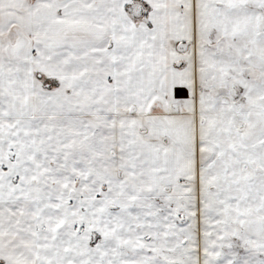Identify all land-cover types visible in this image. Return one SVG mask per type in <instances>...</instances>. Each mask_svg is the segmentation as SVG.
<instances>
[{
	"label": "snow or ice",
	"instance_id": "1",
	"mask_svg": "<svg viewBox=\"0 0 264 264\" xmlns=\"http://www.w3.org/2000/svg\"><path fill=\"white\" fill-rule=\"evenodd\" d=\"M0 264H264V0H0Z\"/></svg>",
	"mask_w": 264,
	"mask_h": 264
}]
</instances>
